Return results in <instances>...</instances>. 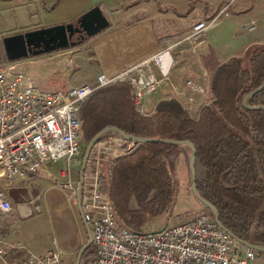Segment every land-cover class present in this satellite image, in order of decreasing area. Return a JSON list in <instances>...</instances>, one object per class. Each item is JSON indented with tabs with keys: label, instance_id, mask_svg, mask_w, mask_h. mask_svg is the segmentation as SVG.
Masks as SVG:
<instances>
[{
	"label": "built area",
	"instance_id": "obj_1",
	"mask_svg": "<svg viewBox=\"0 0 264 264\" xmlns=\"http://www.w3.org/2000/svg\"><path fill=\"white\" fill-rule=\"evenodd\" d=\"M236 1L225 0L215 15L200 18L187 31L168 32L161 38L157 53L115 75H107L96 61L92 83L42 90L33 86L26 73L17 71L13 62L0 60V218L12 213L5 191L14 181L29 179L49 163L62 161L77 166L82 133L79 113L96 90L127 83L133 105L143 113L147 97L167 82L169 99L178 101L189 114H196L199 106L210 105L213 99L207 93L206 73L200 78L169 80L173 54L186 42L195 53L201 37L228 15ZM103 140L88 156L80 194L81 216L95 249L91 264H264V253L232 237L209 214L188 215L177 222L170 216L168 224L155 232L136 233L119 225L110 196L100 190L99 175L103 163L129 155L139 145L113 133ZM106 150L110 152L108 158L104 157ZM58 189L76 195V187L71 184ZM0 264L63 263L56 249H47L41 255H20L16 247L0 240Z\"/></svg>",
	"mask_w": 264,
	"mask_h": 264
},
{
	"label": "trees",
	"instance_id": "obj_2",
	"mask_svg": "<svg viewBox=\"0 0 264 264\" xmlns=\"http://www.w3.org/2000/svg\"><path fill=\"white\" fill-rule=\"evenodd\" d=\"M210 79L211 106L199 107L196 117L174 99L160 101L152 114L140 113L127 83L96 90L79 113L83 136L90 141L104 127L115 126L132 137L189 141L196 150L199 196L215 207L220 225L237 239L264 246V112L246 109L242 102L264 82V46L252 45L242 57L229 58ZM248 105L264 107V89ZM189 152L185 146L146 143L103 163L100 190L110 196L119 225L140 233L171 213L178 186L174 162ZM94 257L91 244L81 260L91 264Z\"/></svg>",
	"mask_w": 264,
	"mask_h": 264
},
{
	"label": "crops",
	"instance_id": "obj_3",
	"mask_svg": "<svg viewBox=\"0 0 264 264\" xmlns=\"http://www.w3.org/2000/svg\"><path fill=\"white\" fill-rule=\"evenodd\" d=\"M224 1L27 0L18 3L17 0H0V15L5 14L2 22L3 19L6 23L13 19L16 25H28L7 34L12 36L57 25L76 24L89 10L95 7L101 9L108 20V27L92 37H85L87 39L82 45L86 44V48L82 55L74 54L71 60L67 57L66 60L52 58L23 63L26 58L13 62L17 71L30 76L33 86L42 90H64L70 85L57 88L53 84H64L63 79L72 73L69 67L72 60H79L77 62L80 63L86 61L91 77L86 83H92L95 79L96 61L107 75H115L157 53L161 38L168 32L177 34L187 31L200 18L215 15ZM36 18L41 23L32 22ZM252 45L264 46V0H238L228 15L221 17L201 37L195 53L187 42L175 50L169 80L200 78L203 73L207 74L209 80L219 65L229 58L242 57ZM43 54L46 53L36 56ZM71 86L76 85L71 82ZM208 89V96L212 98ZM168 99L169 86L165 82L157 92L147 97L145 110L153 113L160 101ZM184 158L182 154L176 159L175 171ZM79 181L80 172L76 166L67 167L61 161L47 164L27 180L14 181L5 191L12 205V213L0 218V240L16 247L20 255H41L53 248L61 253L65 264H76L77 257L75 259L74 255H78L89 240L87 227L81 217L76 195L73 201L68 198V191L54 185L68 183L76 187L74 184ZM27 189L33 195H38L37 203L34 199L26 203L17 200L22 193L26 195ZM37 205L41 206L40 214L33 210Z\"/></svg>",
	"mask_w": 264,
	"mask_h": 264
},
{
	"label": "water",
	"instance_id": "obj_4",
	"mask_svg": "<svg viewBox=\"0 0 264 264\" xmlns=\"http://www.w3.org/2000/svg\"><path fill=\"white\" fill-rule=\"evenodd\" d=\"M76 24L78 25L77 27L74 24L68 23L65 25H57L50 28H44L35 31H28L26 33L7 36L2 40L5 59L8 62H15L21 59H26L29 56H36L40 53L53 52L55 50H62V49H67L69 47H74L76 44L82 41V39L79 40L77 43L70 41L75 34L82 33L87 38L92 37L108 27V20L103 15L101 9L99 7H95L89 10L84 15H82L78 19ZM263 89H264V82L259 87H257L255 90H253L251 93H249L244 97L242 101L243 106L249 110H262L264 112L263 106L252 107L248 105V100L254 97ZM109 133L116 134L121 139L126 140L128 142H132L136 145H142L146 143H163L178 147L181 146L188 147L190 151L189 160H188V167L190 171V190L193 196L195 197V199L198 202H200L205 208L211 211L214 220L220 225L218 212L215 209V207L211 205L208 201L201 198L197 193L195 186L196 171L194 168L196 150L195 147L189 141L178 142L167 139H148L141 137H132L126 135L124 132H122L120 129H118L115 126L104 127L102 130L96 133L87 144L83 156L81 171H80V181L76 189V198H77L76 201L80 213H81L80 194H81L82 177H83L85 164L87 162L88 156L92 148L95 146V144H97L98 140L104 135ZM85 225L87 227L89 240L78 252L76 264L80 263L82 254L92 244L90 237V230L86 222ZM230 234L232 237L236 238L232 233ZM246 245L253 250L264 253V246H255L247 243Z\"/></svg>",
	"mask_w": 264,
	"mask_h": 264
},
{
	"label": "rangeland",
	"instance_id": "obj_5",
	"mask_svg": "<svg viewBox=\"0 0 264 264\" xmlns=\"http://www.w3.org/2000/svg\"><path fill=\"white\" fill-rule=\"evenodd\" d=\"M1 11L2 10H0V12ZM4 16H5V14L0 15V60H2V61L5 58L3 45H2L3 38H5L10 31L13 32L16 29L20 28L21 26H28V25H16L14 23L13 19H11V21H9L8 23H6L3 19V22H2V17H4ZM39 16L40 15H36V17H39ZM32 22L41 23V20L39 18H36V21L32 20ZM85 48H86V44L85 45L77 44L75 47H69L67 49H62V50H55L53 52H48L46 54H43L42 56L41 55L36 56L35 58H33V56L28 57L27 60H25L23 63L32 62L35 60L52 59V58H55V59L61 58L63 60H66V59H68L67 57H69L71 60V58L73 56H75L74 54L78 53V54L82 55V51ZM72 61H73L72 62L73 65L71 62H70L71 65H69V67L72 68V73L63 79L64 84H62V86H57L56 84H53L54 87L66 88L68 85L71 86V82L74 85H77V84H83L82 82L86 83L91 79L90 73L88 72V69L86 67V64H87L86 61H84L83 63L77 62L79 60H72ZM90 64H91V62H90ZM209 87H210V85H209V80H208V88ZM143 111H144L143 113L145 115L152 114V113L148 112L147 110H143ZM213 111L216 112V110H213ZM191 116L196 117L195 114H192ZM102 140H103V138L100 140V142ZM88 142H89V140L84 138L83 132H82L81 133V155L77 158V166H76V168L78 169L79 172L81 170V166H82V162H83V156H84L85 149L87 147ZM103 142H106V141L103 140ZM106 152H108V153L104 154V157L108 158L109 157L108 155L110 152H109V150H106ZM180 155H182V154H180ZM183 155L185 157L184 162L183 163L181 162V166L177 167V170L175 171V179L177 181L178 186H177V191H176V196H175V203H174L173 208L171 209V213L160 215L159 217H157L156 219H154L150 223H148L142 231H148V232L158 231L159 229L163 228L165 225L168 224V219L170 216L174 219V222H177L179 219L182 220L185 216H188V215L195 216V215H198L200 213L209 214L207 209L200 202H198L195 199V197L193 196V194L190 190V171H189V167H188L189 156L187 157L186 154H183ZM64 164H66V163L64 162ZM76 183L77 184H74V185H76V189H77L78 182H76ZM54 186L56 188H59L60 185H54ZM30 191L29 190L26 191L25 196H24V193H22L20 196L17 197V200L21 203H23L24 201L26 203L27 200L34 199V202L37 203L38 202V195L37 196L33 195V193H31ZM69 196H71L70 198H72L74 201V195L72 194V191H69ZM72 204L74 205L75 203H72ZM73 208H74V206H73ZM33 210H36V212L39 214L42 211L40 205H37V207L33 208ZM171 223H173V221L170 222V224ZM84 244L85 243H83V245ZM76 257H77V254L74 255L75 259H76ZM62 263L65 264V262L63 260H62ZM84 263H85L84 261L82 262V260H80L79 264H84ZM260 263H262V262L260 261L259 264Z\"/></svg>",
	"mask_w": 264,
	"mask_h": 264
},
{
	"label": "flooded vegetation",
	"instance_id": "obj_6",
	"mask_svg": "<svg viewBox=\"0 0 264 264\" xmlns=\"http://www.w3.org/2000/svg\"><path fill=\"white\" fill-rule=\"evenodd\" d=\"M76 27L78 26L77 24H74ZM83 37H85L82 33H79V34H75L73 37H72V39L70 40V41H73V42H78L79 40H83V39H85V38H83ZM79 44V43H78ZM77 45V44H76Z\"/></svg>",
	"mask_w": 264,
	"mask_h": 264
},
{
	"label": "bare ground",
	"instance_id": "obj_7",
	"mask_svg": "<svg viewBox=\"0 0 264 264\" xmlns=\"http://www.w3.org/2000/svg\"><path fill=\"white\" fill-rule=\"evenodd\" d=\"M27 0H17L18 3H24L26 2Z\"/></svg>",
	"mask_w": 264,
	"mask_h": 264
}]
</instances>
